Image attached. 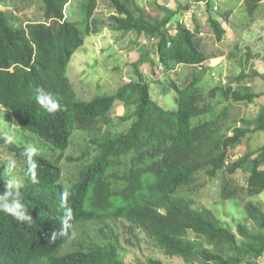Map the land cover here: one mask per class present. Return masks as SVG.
I'll return each mask as SVG.
<instances>
[{"label":"trees","instance_id":"trees-1","mask_svg":"<svg viewBox=\"0 0 264 264\" xmlns=\"http://www.w3.org/2000/svg\"><path fill=\"white\" fill-rule=\"evenodd\" d=\"M13 0H0L9 4ZM42 19L28 23L25 28L12 25L10 15L0 11V106L7 109L18 126L28 130L53 146L66 151L76 132L101 133L111 125V113L124 104L132 121L126 132L94 142L93 158L79 171L78 179L66 187L63 182L61 159L57 161L39 155L38 183L27 175V168L17 178L23 203L32 215L31 224L21 223L0 212V264H126L118 256V246L111 241L101 245L79 244L78 248L59 255L73 238L76 226L113 217L127 220L132 234L143 232L167 257L181 258L186 264H264V209L247 203L245 211L249 224H237L238 235L217 218L210 209H198L192 199L180 191L196 182L204 173L216 178L226 171L249 173L245 193H264V145L236 161L227 164L230 151L240 146L251 133L264 131V106L244 126L231 125L219 116L194 119L212 114L217 92L234 103L252 104L258 94L245 87V71L232 82L207 92L201 87L205 72L196 67L208 58L201 47L200 25L193 33L180 26L171 35L169 26L177 15L156 1L163 10L161 18L145 16L138 0H102L112 14L109 27L121 33H136L157 37L159 64L166 73L176 65L193 66L194 75L185 85L171 82L176 92V110L165 109L151 95V83L139 73V79L121 87L115 95L81 100L68 75L75 53L92 33H99L94 14L99 0L87 2V18L83 24L65 16L69 0H41ZM206 2L212 8L211 0ZM264 0H244L253 19ZM188 4V3H187ZM186 4V5H187ZM191 8V4L185 6ZM206 33L214 32L221 41L225 30L221 22L209 15ZM199 24V23H198ZM141 58L135 70L147 62ZM256 75H260L256 73ZM233 81V80H232ZM39 87L58 101L54 112L46 111L35 100ZM252 115V114H251ZM0 142L25 163V145ZM0 171V193L4 180ZM124 187H121V185ZM240 190L224 185V200L240 199ZM71 208L67 235L51 239L54 230L62 227L61 220ZM139 239L138 236H136ZM148 264H163L149 259Z\"/></svg>","mask_w":264,"mask_h":264},{"label":"rangeland","instance_id":"rangeland-1","mask_svg":"<svg viewBox=\"0 0 264 264\" xmlns=\"http://www.w3.org/2000/svg\"><path fill=\"white\" fill-rule=\"evenodd\" d=\"M88 1V0H87ZM197 2L201 3L200 0H196ZM233 3V7L237 8H246L245 5L242 7L239 5L240 0H229ZM42 1L41 0H13L11 3L7 4L6 6L0 3V11H6L10 17L12 16L11 23L12 25L20 28H25L28 23H32L33 21H37L42 19L43 15L42 12ZM195 2V1H194ZM138 3L143 8H156L154 3L150 0H138ZM163 5L169 6V8H186L187 5H176L173 2L163 1ZM192 3V2H191ZM189 3V4H191ZM212 4V0H211ZM105 8H109L107 4H105ZM219 5L221 8H227L226 2L221 0L219 1ZM199 8L201 12L206 13L209 12L207 7ZM264 6V5H263ZM220 7L215 5L213 7V12L217 13ZM73 19H77L76 21H82V28L85 29V25L83 24V20L87 18V8H83L82 16H80L79 11L80 8H74ZM79 10V11H78ZM211 11V13H212ZM240 13H246L241 18L245 23L249 20V13L246 10ZM146 14V13H145ZM148 17V15H146ZM85 17V18H84ZM208 20V19H207ZM203 21L201 23H207L208 21ZM189 23V22H188ZM198 24V23H197ZM212 34V32L210 33ZM147 35L144 34L141 37L140 41L143 42ZM201 47L204 55L206 58L212 55V36L206 34L205 36L201 37ZM88 40H91L89 38ZM102 42L110 41L109 38L101 39ZM148 46L151 45L154 49V40H147ZM112 46V45H111ZM113 46H117L116 44ZM262 48V47H261ZM214 50H218V52H213V56L216 57L217 60L221 61L225 55L228 53L222 54V49L218 47L214 48ZM118 51H120L118 49ZM125 53V52H124ZM153 53V52H152ZM118 56H123V53H117ZM208 56V57H207ZM117 59V61L110 64V69L113 70V66H122V61H119L121 57L113 56ZM228 65L221 63V66L226 69V72L230 75L229 81L232 82L233 86H236V83L232 81L233 74H240L241 72L246 70H250V64H246L243 66V70H240L239 66L237 65L238 60L236 57L229 54L227 57ZM85 62L88 64H92L91 62H95L92 64L91 68L98 67L101 64V58L90 60L88 58L84 59ZM210 60V58H209ZM247 62V61H246ZM77 61L71 64V67L68 68L69 71V78L73 82V87L78 94V97L86 102L92 101L96 97L102 96H111L114 95L117 91L116 86L113 85L111 81H109V77H100L98 75H83L80 74V77H75V73L77 69H82L83 66L79 64L77 65ZM212 68V67H211ZM210 67L205 68L204 71L207 75V79L201 83V87L205 88L204 90L207 92L211 91V89L219 86L220 81L217 80L219 78V72L216 71V75H212V73L207 74V72L211 69ZM222 68V70H223ZM128 69V68H127ZM158 69V68H157ZM159 73L164 75L162 76V80L160 82H155L150 80L151 83V95L153 99L157 102H160L165 109L168 110H176L177 103H176V92L171 85L172 79L175 80L178 84L185 85L190 80H192V75L185 76V73L179 77L174 76V74H165V70L159 69ZM101 72V71H100ZM105 72V70H104ZM144 72H148L145 70ZM146 75V73H144ZM257 71L251 69V74L253 75L250 79L243 78L242 84L258 94L257 92L260 91L261 87H259V79L258 75H256ZM121 74V73H120ZM110 76H113L111 72H109ZM218 75V76H217ZM248 75V74H247ZM117 78H119V73ZM251 82L253 86L248 85ZM264 84V79L261 80ZM247 84V86L245 85ZM103 86V87H102ZM102 87V88H101ZM101 88V89H100ZM264 93V92H263ZM262 94H258L260 96ZM213 102L215 103V111L212 114H207L204 117L196 118L193 121L194 125L200 120L204 119H211L219 116L223 111H227V114L223 115L228 119L229 124L236 125V126H244L245 119H253L256 114H248L250 108H256L257 106H250L247 103H234L226 101L222 94L219 92L216 93ZM256 102V99L255 101ZM253 102V103H254ZM260 102V100H259ZM252 103V104H253ZM260 104V103H259ZM263 107V106H262ZM256 110V109H255ZM126 110L124 108L120 109L118 112V116H123ZM128 113V111H127ZM113 116V121L111 125L104 127L103 132L101 133H91L88 131L76 132L72 139V144L69 149L66 151H61L58 149H54L52 145L47 143L42 137L28 131L21 129L16 121L13 119V116L10 112L5 109L4 107L0 106V136H3L8 133L10 130L15 131L17 135V144L27 145V144H34L41 149V155L44 157L50 158L53 161H57L58 157L62 156L61 164L63 167V184L67 187L72 185L77 179L79 175V171L84 166L88 159L93 158V154H90L85 159H80L84 152L90 151L93 153L94 149L91 146L96 147L94 142H99V140L105 137L115 136L117 134L126 132L132 125V121H124L123 119L120 120L117 115ZM111 117V116H110ZM264 145V131L251 133L249 134L244 142L235 149L230 151V155L232 152L235 154H239L240 157L244 156L245 154L260 149ZM15 159L17 162V166L14 171V175L17 178L22 176V173L26 169V163H22L19 161V157L12 152L10 149H7L6 146L0 142V171L4 172L7 167V161ZM249 179V173L246 171H238L234 175L228 174L226 171H223L218 175L216 178H210L204 173H201L196 182L192 185L184 188L180 191V195L192 199L194 202V206L198 209H210L214 212L218 219L223 221L233 233L238 235L237 224H249L248 218L245 211V205L247 203H254L261 205L264 209V193L257 195V196H248L245 193V188H247ZM224 185H230L231 188H238L240 190L241 195L240 199H230L224 200L222 198V191ZM125 184L121 185L124 187ZM131 224L125 220H112V219H100L98 221L88 222L82 225H78L75 228V235L73 236L70 241L59 251V255L66 254V251H72L78 248L79 244H85L84 246H89L91 244L101 245L107 241L114 242L118 246V256L120 259L126 262V264H148L149 259L161 261L163 264H186L181 258L176 257H167L161 250H159L153 242L149 239L147 235L143 232L136 230L135 234H132L130 231ZM139 239H137V237ZM239 240L242 238L238 235ZM264 263V257L261 259Z\"/></svg>","mask_w":264,"mask_h":264},{"label":"crops","instance_id":"crops-1","mask_svg":"<svg viewBox=\"0 0 264 264\" xmlns=\"http://www.w3.org/2000/svg\"><path fill=\"white\" fill-rule=\"evenodd\" d=\"M89 1V0H88ZM87 0H69V3L66 6L65 9V16L66 18L76 21L73 19V13L74 8H87ZM148 1V0H144ZM151 2H157L159 5L163 6V1H169L173 2L176 5H186L187 3H191V5L197 4V7L199 8L198 3H196V0H150ZM195 1V2H194ZM219 1L221 0H212V6L215 5L219 6L217 13H214L213 7L207 8L209 12H206L205 14L212 15V17H215L221 24L223 25V28L225 30V33L223 35V38L221 41L217 40L214 32L211 31L207 33L208 35L212 36V55L208 57L205 65L207 67H212L207 74L212 73V75L215 74L216 71L219 72V78L217 77V80L220 81L219 86L227 83L230 79V75L226 72V69L224 71V68L221 66V69L218 65L221 63L228 65L227 57L231 53V55L236 57V60H238L237 65L239 66L240 70L242 71L243 66L246 64H250V70H246V79H250L253 75H249L251 73V69L257 71L260 75H258V83L259 87H261L260 91H258V94H262L256 98V102L253 104H250V106H257L255 109L250 108V111L248 114H256L258 113L262 106H264V84L261 82V80L264 79V2L261 3L258 11L256 12L254 18L252 19L249 17V20L247 23L243 21L241 18L246 13H240L246 10V8H237L233 7V3H231L229 0H223L226 2L227 8H221L219 5ZM4 5V4H3ZM155 5V3H154ZM205 5V4H204ZM239 5L242 7L244 5V0L239 1ZM5 8H7V3L5 4ZM147 8L144 9L145 16L148 15L150 17H155L158 19H161L165 12L159 8H149L150 6L147 5ZM105 2L102 0H99L98 6L95 10L94 14V21L97 22L99 27V33H92L91 35H88L85 39L84 45L75 53V55L72 58V61L70 63L73 64L77 61V65L79 67V64L82 67V69H77V72L75 73V77H80V74L83 75H98L102 77H109V81L113 83L115 88L117 90L122 87L123 85L136 81L139 78V73H142L145 70H148V74L144 75V78L147 80H156L160 82L162 80V74L158 72V54H157V47H143L142 42L140 41L142 36H139L136 33H121L113 30L111 27H109V17L112 14L111 11H109V8H105ZM203 7V5H201ZM204 7H207L205 5ZM170 10L176 11L181 10L182 8H168ZM79 11V10H78ZM212 11V13H211ZM247 11V10H246ZM82 10L79 11L80 16H82ZM248 13V12H247ZM207 16V15H206ZM85 18V17H84ZM178 17H176L175 21ZM85 20V19H84ZM83 20V22H84ZM76 22H82V21H76ZM200 28H204V26H200ZM91 38V40H88ZM109 38L110 41L102 42L101 39H107ZM111 40H115L117 46H113L115 44H111ZM112 45V46H111ZM218 47L219 49H222L221 55L228 53L230 50L231 52L225 57L219 61L216 59L215 56H213V52H218V50H214V48ZM262 47V48H261ZM203 48V47H202ZM118 49L120 51H118ZM125 52V53H124ZM153 52V53H152ZM117 53L122 54L123 56H118ZM113 56L121 57L119 61H122V66H113V70L110 69V64H112L117 59ZM149 58L147 62H145L142 66H140L139 70H135L134 64L140 60L141 58ZM88 58L89 60L91 58L98 59L101 58V64L98 65V67L91 68L92 64H95V62H91L92 64H88L85 62L84 59ZM210 58V60H209ZM115 61V62H116ZM247 61V62H246ZM69 67V68H70ZM128 68V69H127ZM223 68V70H222ZM194 67L190 65H178L175 69H173L169 73L165 74H174V76L179 77L182 74L185 73V76L189 75L193 77L194 75ZM105 70V72H104ZM101 71V72H100ZM109 72L113 74V76L109 75ZM80 73V74H79ZM119 73V78H117ZM121 73V74H120ZM242 73V72H241ZM69 74V71H68ZM162 75V76H161ZM217 75V76H218ZM240 74H233L232 80L234 81L233 84H238V76ZM207 79V75H204V81ZM173 81V79H172ZM73 83V82H72ZM247 86V84H245ZM248 85L253 86L251 82L248 83ZM103 87V86H102ZM101 87V88H102ZM235 87V86H234ZM100 88V89H101ZM260 100V102H259ZM260 103V104H259ZM122 109V108H120ZM119 109V110H120Z\"/></svg>","mask_w":264,"mask_h":264},{"label":"clouds","instance_id":"clouds-1","mask_svg":"<svg viewBox=\"0 0 264 264\" xmlns=\"http://www.w3.org/2000/svg\"><path fill=\"white\" fill-rule=\"evenodd\" d=\"M201 3L199 2H196L198 3L199 5V8H202L201 5H208L206 4V2L204 1H200ZM197 4H194V5H191V7L195 6ZM167 8H169L168 6L166 5H163ZM189 9V8H187ZM187 9H181V10H176L177 12V15L175 16L174 20L172 21V23L170 24V26L168 27L169 28V33L171 35H175L178 33V30L180 28V26L182 25H179L178 29H177V33L173 34L171 31H172V25L173 23H176L175 19L176 17L179 15L180 12H183ZM173 11V10H172ZM204 14V19H208V17H210L208 14ZM207 15V16H206ZM208 21V20H207ZM199 23V24H197ZM194 28L193 29H188L186 26V29L190 30L191 32L193 33H196L197 32V27L198 25L200 26H207L208 25V22L207 23H201L200 20H198L197 18L195 19V22H194ZM200 28V27H199ZM202 28H200V33L198 34L199 36L203 37L205 36L207 33L204 32L203 30H201ZM201 33L203 35H201ZM143 37V35H142ZM153 39L154 40V46L158 47V43H159V40L157 37H154V36H151V35H147L144 39V41L142 42V46L147 48V47H150L151 45H147L148 42L147 40H151ZM111 44H116L115 40H111L110 42ZM157 54H158V48H157ZM158 61H159V58H158ZM207 61V60H206ZM206 63V62H205ZM205 63L203 65H200L198 67H196L200 72L204 71L205 68H206V65ZM142 66V65H141ZM178 66V65H176ZM176 66H174V69L176 68ZM135 67V66H134ZM158 72L159 69H162L164 70V68L159 64L158 65ZM207 69V68H206ZM146 74H148L149 72H144ZM166 73V72H165ZM208 73V72H207ZM142 74V73H141ZM143 75V74H142ZM145 75V74H144ZM144 75H143V78H144ZM206 75V74H204ZM216 75V74H214ZM139 78V77H138ZM145 79V78H144ZM147 80V79H145ZM137 81V80H136ZM149 81V80H148ZM155 82H158L156 80H154ZM72 82V81H71ZM134 82V81H132ZM150 82V81H149ZM130 83V82H129ZM73 84V83H72ZM126 85V84H125ZM124 86V85H123ZM122 86V87H123ZM248 87V86H247ZM121 88V87H120ZM119 88V89H120ZM118 89V90H119ZM117 90V91H118ZM116 91V93H117ZM115 93V94H116ZM114 94V95H115ZM95 99V98H94ZM35 100L38 104H40L46 111L48 112H54L55 110L58 109L59 107V104H58V101L55 100V98L53 96H51L50 94L44 92L43 89L37 87L35 89ZM160 105H162L160 102H158ZM120 108H124L126 110V107L124 106V104H121L119 105L116 110L114 112L111 113V118H112V121H113V116L112 114L117 115V117L122 120L124 116L127 115V110L126 112L124 113L123 116H118V112H119V109ZM129 122V121H128ZM95 134H97L95 132ZM4 141L7 143V144H17V135L15 133V131H12L10 130L8 133H6L3 137ZM71 147V145H70ZM69 147V148H70ZM93 147V146H91ZM68 148V149H69ZM41 154V149L34 145V144H27L24 146L23 148V152H22V155L23 157L25 158V163H26V168H27V175L31 178L32 182L33 183H38V172H37V169H38V161L36 160V157L39 156ZM240 158V155L239 154H235V152H232L230 157L228 158V161L226 162L227 164L231 163L232 161H236ZM17 166V162L15 159H11L9 161H7V167L5 169V171L2 173V178L3 180L5 181L4 182V191L2 193H0V212H3L4 214H7V215H10L13 217L14 220H16L17 222H21V223H28V224H31L32 221H33V217L32 215L28 212L26 206L24 205L23 203V198H22V193L20 191V183L17 181L15 175H14V171H15V168ZM62 166V164H61ZM63 168V167H62ZM64 172V171H63ZM63 180V179H62ZM71 186V185H70ZM69 186V187H70ZM67 187V186H66ZM72 213V210L71 208H67L66 211H65V215L64 217L62 218L61 220V224H62V227L59 231L57 230H54L52 232V235H51V239L53 241H55L57 239L58 236H65L67 235V230L69 227H71V225L68 223V219H69V215ZM107 219H112V220H124V219H116V218H113V217H108ZM127 221V220H125ZM128 222V221H127ZM75 233L73 232L72 233V236H74Z\"/></svg>","mask_w":264,"mask_h":264},{"label":"built area","instance_id":"built-area-1","mask_svg":"<svg viewBox=\"0 0 264 264\" xmlns=\"http://www.w3.org/2000/svg\"><path fill=\"white\" fill-rule=\"evenodd\" d=\"M169 7V6H168ZM177 21L176 23H173L172 25V33L175 34L177 33V29L179 25L186 26L188 29H193L194 28V22L195 19L197 18L201 22H205L206 19H204V14L201 12V10L197 7V5L180 12L179 15L177 16ZM189 22V23H188ZM201 35H203L201 33Z\"/></svg>","mask_w":264,"mask_h":264}]
</instances>
